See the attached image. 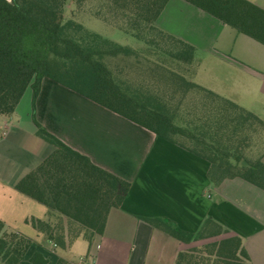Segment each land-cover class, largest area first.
<instances>
[{"label": "trees", "instance_id": "16d2710c", "mask_svg": "<svg viewBox=\"0 0 264 264\" xmlns=\"http://www.w3.org/2000/svg\"><path fill=\"white\" fill-rule=\"evenodd\" d=\"M167 1L0 0V117L15 111L27 88L34 112L41 82L48 78L206 159L212 184L239 177L264 190V162L244 154L253 135L264 132V121L186 76L194 71L196 47L155 24ZM184 1L264 45V9L251 1ZM67 6H72L69 17ZM81 12L138 44L122 45L90 31L74 18ZM33 120L37 135L54 149L38 165L41 180L29 175L17 187L67 223L26 221L61 247L79 237L90 242L103 233L110 209L121 205L131 184L69 147L34 114ZM144 219L179 241L198 242L175 264H249L241 237H220L229 230L211 216L196 232L169 219ZM31 241L0 220L1 261L17 264Z\"/></svg>", "mask_w": 264, "mask_h": 264}, {"label": "crops", "instance_id": "0c3cea01", "mask_svg": "<svg viewBox=\"0 0 264 264\" xmlns=\"http://www.w3.org/2000/svg\"><path fill=\"white\" fill-rule=\"evenodd\" d=\"M249 1L264 9V0ZM185 3L168 0L155 24L195 47L201 43L213 48L225 24ZM169 5L187 10L189 17L214 26L217 33L213 37L207 27L197 43L186 24L183 29H167L161 19ZM220 52L215 49V54ZM31 98L27 88L15 111L0 117V220L8 231L32 240L17 264H175L179 254L198 242L179 241L144 218L169 219L196 232L207 216L229 230L220 237H241L249 264H264V190L239 177L212 184L206 159L51 79L43 78L34 112ZM33 114L69 147L131 184L121 205L110 209L102 234L90 242L79 237L63 248L78 250L77 260L26 221L33 217L67 223L17 187L29 175L41 180L38 165L54 149L37 135ZM0 264L6 263L0 260Z\"/></svg>", "mask_w": 264, "mask_h": 264}, {"label": "rangeland", "instance_id": "374dc122", "mask_svg": "<svg viewBox=\"0 0 264 264\" xmlns=\"http://www.w3.org/2000/svg\"><path fill=\"white\" fill-rule=\"evenodd\" d=\"M185 4L190 8H196L188 2ZM71 8L72 6H67L65 17H69ZM196 10L199 9L196 8ZM74 18L90 31L114 42L130 46L138 44V41L130 34L87 12L78 13ZM161 20L167 29H178V27L183 29V25L186 24L185 29H188L187 32L192 29L191 37H194L197 43H200L201 30L209 29L206 32H210L213 37L217 33L214 26H207L205 22H200L194 16L189 17L187 10L173 7V5L166 7ZM223 28L224 31L219 32L213 48L212 46H203L201 43L196 47V63L192 67L194 71L186 76L206 89L214 90L233 100L264 121V46L246 35L237 33L227 25H224ZM184 31L182 33H185ZM215 49L220 50V54H215ZM244 154L252 160L261 157L264 162V132L259 131L253 135ZM223 190L228 192L225 187ZM61 225L65 226L66 223L61 222ZM63 248L58 246L60 251L66 252L73 259L79 258L78 250L73 248L64 250Z\"/></svg>", "mask_w": 264, "mask_h": 264}]
</instances>
